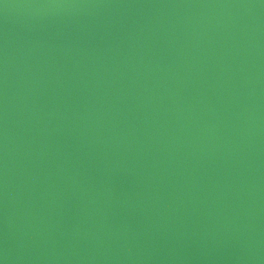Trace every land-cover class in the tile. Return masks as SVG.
<instances>
[{
	"label": "water",
	"instance_id": "1",
	"mask_svg": "<svg viewBox=\"0 0 264 264\" xmlns=\"http://www.w3.org/2000/svg\"><path fill=\"white\" fill-rule=\"evenodd\" d=\"M0 264H264V0H0Z\"/></svg>",
	"mask_w": 264,
	"mask_h": 264
}]
</instances>
